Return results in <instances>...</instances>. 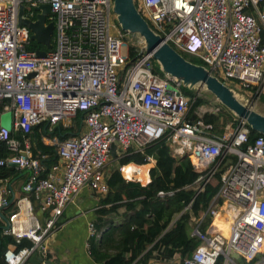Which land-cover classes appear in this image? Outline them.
I'll return each instance as SVG.
<instances>
[{
	"label": "built area",
	"instance_id": "2783aa9c",
	"mask_svg": "<svg viewBox=\"0 0 264 264\" xmlns=\"http://www.w3.org/2000/svg\"><path fill=\"white\" fill-rule=\"evenodd\" d=\"M262 1L133 0L164 42L196 57L254 109L264 87ZM41 3L49 4L46 23L54 24L52 48L42 57L29 49L30 28L19 24L22 5L23 17L35 21ZM112 6L113 0H0V120L11 113V129L0 124V151L3 144L6 151L0 167L24 171L19 186L14 177H0V220L3 234L31 242L8 244L6 263L31 264L41 250L47 264L46 241L67 203L83 188L108 192L112 143L121 156L164 141L198 173L191 184L196 194L217 173L220 185L206 211L191 218L199 244L163 261L264 264V136L250 141V126L235 116L217 132L203 119L224 107L215 97L191 112L197 95L185 94L180 79L158 69L144 39L134 40L115 22ZM36 140L52 148L56 161L34 153ZM147 160L155 162L152 155ZM205 216L211 219L201 231ZM88 230L95 233L93 222Z\"/></svg>",
	"mask_w": 264,
	"mask_h": 264
},
{
	"label": "trees",
	"instance_id": "16d2710c",
	"mask_svg": "<svg viewBox=\"0 0 264 264\" xmlns=\"http://www.w3.org/2000/svg\"><path fill=\"white\" fill-rule=\"evenodd\" d=\"M260 6L264 10V1L260 2ZM262 36L264 39V32ZM37 48H44V46L36 42L29 45L30 50H36ZM136 51L133 47L129 48L131 56H134ZM182 55L194 63H200L192 55L187 57V54L183 52ZM183 90L185 94L195 97L192 90L186 88H183ZM203 103H208V100L196 96L191 106V112ZM233 118V114L225 107L217 113H206L203 116L204 121L212 122L215 125L217 132H221L225 124ZM71 131L74 132L73 129ZM259 135L264 136V134L250 129V141ZM33 144L34 153L38 150L45 151L50 153L48 161H56L57 158L51 147L43 145L38 140ZM5 155L6 151L3 144L0 156ZM147 155L153 156L155 164L149 170L150 181L146 185L126 180L121 175L119 168L112 170L109 175L108 192L105 200L115 202L125 199L126 208L132 210V213L127 215L124 222L117 228L120 236L117 244L113 246L107 244L111 241L112 230L105 232L103 238L99 241H95L94 237H90L88 249L90 255L96 261L103 262V264H133L141 255L137 260L142 264H148L149 259L153 256L152 252L157 249L160 250L161 247H163V250L154 256L159 260L169 259L177 251L181 257H185L199 244V239L191 235L192 214L195 218H198L206 211L210 201L218 191L220 185L219 174L214 175L205 185L204 190L196 194L195 190L191 188V184L197 178L198 173L193 170L187 157L176 158L172 156L169 146L164 141L152 144L144 153L131 150L125 151L123 155L117 157V161L120 166L129 162L146 164L148 163ZM16 175L15 168L0 167V177L11 176L12 178ZM160 190H171L173 193L172 195L160 197L157 195ZM189 203H191L190 210H184ZM12 207L13 205L10 206V209ZM115 208H117V205L112 206L109 210ZM190 211H192V214ZM177 214H179L178 218L173 221ZM210 219L209 216L204 217L200 225L201 231L206 229ZM172 221L173 225L170 227ZM11 243L16 242L12 236L3 234L0 220V264H7L4 259V251ZM99 244L105 247L106 250H102ZM149 244L150 246H148ZM16 245L17 248H20L31 245V242L22 239ZM107 246L116 248V251L110 253ZM128 252L129 255H127ZM239 263L253 264L254 260L249 263L239 260ZM180 264H183V262Z\"/></svg>",
	"mask_w": 264,
	"mask_h": 264
},
{
	"label": "water",
	"instance_id": "95a60500",
	"mask_svg": "<svg viewBox=\"0 0 264 264\" xmlns=\"http://www.w3.org/2000/svg\"><path fill=\"white\" fill-rule=\"evenodd\" d=\"M38 10L36 20L31 21L23 17L24 6L19 9V24L27 25L32 34L31 40L41 44L44 48L36 49L37 56H45L52 48V33L54 24L46 23L47 15L50 14V6L41 3L36 7ZM112 11L116 15L119 27L127 33L139 34L144 39L145 49L152 52L159 70L181 80L182 87L192 90L202 85L208 90L233 116L244 119L250 129L264 134V114L249 106L246 97L241 95L233 87H229L201 63H194L186 59L180 52L171 45L164 42L162 37L156 34L148 25L146 19L137 10L133 0H113ZM0 124L7 130L11 129V113L5 112L1 115ZM111 156L116 158L121 149L115 143L111 144ZM15 166V163H11ZM1 209V207H0ZM192 214V211H190ZM2 219L8 227L6 215L1 213ZM192 217L193 214H192ZM235 259L238 254L233 253ZM44 255L41 250L35 251L29 258L31 264H43ZM46 263L48 261L44 260Z\"/></svg>",
	"mask_w": 264,
	"mask_h": 264
},
{
	"label": "crops",
	"instance_id": "0c3cea01",
	"mask_svg": "<svg viewBox=\"0 0 264 264\" xmlns=\"http://www.w3.org/2000/svg\"><path fill=\"white\" fill-rule=\"evenodd\" d=\"M260 97V107L264 109V91ZM259 112L263 113L262 110ZM116 162L117 166L112 170L119 168L121 175L126 180L139 182L141 185L149 183V170L154 166L155 162L146 164L129 162L122 166L118 164L117 160ZM111 171H108L109 175ZM23 172H18L14 177L16 178L17 186L21 183V175ZM106 195L107 192L101 193L83 188L72 201L67 203L60 217L58 228L46 241L47 264H103V262L96 261L89 253L88 244L90 237H94L95 241H99L103 238L105 232L112 230L111 241L107 242V244H112V246L117 244L120 240L117 228L124 222L127 215L132 213V210L126 208L125 199L115 202L111 200L106 201ZM114 205H117V208L109 210ZM178 216L179 214L174 217L173 221ZM173 221L170 223V227L173 225ZM90 222H93L95 227V233L93 235H90L88 230V224ZM99 246L101 245L99 244ZM112 246H107L110 253L116 251V248ZM104 249L105 247H102V250ZM127 255H129V252ZM152 255L148 264L171 263L154 257L156 250L152 252ZM140 257L141 255L138 256V258ZM137 259L133 264H142Z\"/></svg>",
	"mask_w": 264,
	"mask_h": 264
},
{
	"label": "rangeland",
	"instance_id": "374dc122",
	"mask_svg": "<svg viewBox=\"0 0 264 264\" xmlns=\"http://www.w3.org/2000/svg\"><path fill=\"white\" fill-rule=\"evenodd\" d=\"M115 22L116 23H118L117 22V20H115ZM131 35V38H133L134 40L135 39H137V38H139L140 37V35L139 34H136V35H133V34H130ZM186 54V53H185ZM187 57H190V55H188L187 54ZM183 88V87H182ZM191 91V90H190ZM192 91L195 93V95H197V96H199V97H202V98H204L205 100H208V101H214V96L208 91V90H206V88H204L202 85H199V86H196V87H194L193 89H192ZM264 91V90H263ZM263 93V92H262ZM260 96H262V94L260 95ZM260 100H261V97L259 98V100H258V103L256 104V107H255V109L257 110V111H260V110H262V112H263V114H264V109L263 108H261L260 107V105H261V103H260ZM221 120H222V117L220 118ZM228 123V122H227ZM226 123V124H227ZM225 124V125H226ZM119 156V155H118ZM117 156V157H118ZM116 157V158H117ZM116 158H114V157H109V159H108V162H107V165H106V170L107 171H111L113 168H115L116 166H117V162H116ZM195 222L194 221H192L191 222V224H190V227H191V229L195 226ZM259 260H260V257H259Z\"/></svg>",
	"mask_w": 264,
	"mask_h": 264
},
{
	"label": "bare ground",
	"instance_id": "6f19581e",
	"mask_svg": "<svg viewBox=\"0 0 264 264\" xmlns=\"http://www.w3.org/2000/svg\"><path fill=\"white\" fill-rule=\"evenodd\" d=\"M220 225H222L223 227H224V222L223 223H221ZM223 232H225L226 233V228H223Z\"/></svg>",
	"mask_w": 264,
	"mask_h": 264
}]
</instances>
